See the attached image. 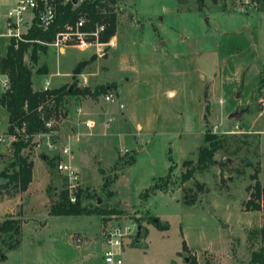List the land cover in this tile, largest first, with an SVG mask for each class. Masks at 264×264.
<instances>
[{"label": "rangeland", "instance_id": "obj_1", "mask_svg": "<svg viewBox=\"0 0 264 264\" xmlns=\"http://www.w3.org/2000/svg\"><path fill=\"white\" fill-rule=\"evenodd\" d=\"M115 8L116 46L104 55L93 47L61 53L49 45L33 66L37 89L114 86L111 100L107 94L66 98L57 129L23 151L35 162L26 191L4 187L8 180L0 177V223L17 218L22 226L15 249H7L4 235L7 258L0 255V264H103L106 225L131 222L138 228L125 238L124 264H249L253 250L264 246L258 234L264 211L249 204L257 168L264 187V0H123ZM8 42L2 38L0 58ZM44 64L47 72L37 73ZM3 79L0 71V92ZM247 105L243 117L229 119ZM0 118V132L9 134L1 108ZM207 131L224 136L225 147L215 164L183 182V162L197 161ZM14 140L0 143V171L14 160ZM65 145L80 171L78 199L70 201L81 196L86 206L120 213L50 215L68 187L56 166ZM168 174L164 189H151ZM186 193L193 204L184 201Z\"/></svg>", "mask_w": 264, "mask_h": 264}, {"label": "trees", "instance_id": "obj_2", "mask_svg": "<svg viewBox=\"0 0 264 264\" xmlns=\"http://www.w3.org/2000/svg\"><path fill=\"white\" fill-rule=\"evenodd\" d=\"M123 0H83L75 4L73 0H58V12L55 23L48 29L43 30L33 26L26 34L25 40H16L10 38L5 46V53L0 58V71L9 79V88L0 93V105L8 113V129L11 135L15 137L12 145L14 147V160L8 168L0 171V177L8 181L3 184L4 187L13 183L20 191H26L33 179V170L35 162L29 155L24 154V149L31 146L36 135L40 133H50L57 129L58 121L62 116L65 100L71 95L99 97L107 94L110 87L106 84L81 87L77 82L71 85L65 84L56 88L35 89L34 87V64L38 63L40 51L45 52L49 45L38 42L43 41L51 43L55 40L57 34L67 28V25H74L84 15L88 18L83 30H94L98 24H105L106 28L100 33L99 40L108 42L116 35L118 25V12L116 4ZM29 55V62L27 57ZM94 55L91 59L79 62L80 69L91 63L96 58ZM47 72V65L38 68L37 73ZM76 76V75H74ZM47 113V119L44 115ZM68 112H64L66 115ZM50 120H55L56 124L52 127L47 125ZM205 144L199 147L198 159L194 162L187 159L183 162L185 171L181 175L183 182L194 178L197 171L203 172L216 163L215 155L225 147L226 138L213 132H206L204 138ZM226 163V162H224ZM51 165L55 163L51 161ZM223 165V163H222ZM57 166V165H56ZM172 166L170 167V171ZM259 168L256 169L253 178L256 180L254 190L251 194L249 204L258 210L264 211V187L258 177ZM163 185L155 184L151 189H164L169 179V174ZM110 184L106 180V184ZM202 187V185H200ZM51 188V187H50ZM51 190V189H49ZM81 195V192H80ZM187 193L185 202L193 204L194 200ZM120 213L115 209H108L101 205L86 206L83 200L72 203L69 199L68 190L62 189L50 209V215L70 216V215H111ZM158 227L167 228L158 220ZM22 233L21 221L17 218H7L0 223V242L4 241V235L9 234L7 249H15L20 243L19 236ZM260 241L264 243V218L261 227L258 230ZM183 249H188L186 240H183ZM1 259L7 258L6 254L0 247ZM188 264H202L193 259ZM249 264H264V246L259 250H253Z\"/></svg>", "mask_w": 264, "mask_h": 264}, {"label": "built area", "instance_id": "obj_3", "mask_svg": "<svg viewBox=\"0 0 264 264\" xmlns=\"http://www.w3.org/2000/svg\"><path fill=\"white\" fill-rule=\"evenodd\" d=\"M75 4L81 3L83 0H73ZM247 3H255L256 0H244ZM5 2V13L3 19V27L5 31L0 32V55H1V41L2 38H15L18 40H25L24 34H26L34 25L43 29L48 30L56 21L58 12V0H0ZM88 18L82 16L76 24L67 25V28L59 32L54 41L45 43L58 48H65L69 46H75L80 50H87L88 48H95V53L99 56L106 53L107 48L116 46V40L112 37L108 42H101L99 40L100 33L105 30V24H98L94 30H83L86 25ZM2 86L6 90L9 88V79L4 75ZM87 82V78L83 79V83ZM49 85V84H47ZM49 86H45L44 89H48ZM107 100H111V94L105 96ZM121 108H124V104H120ZM111 119V118H110ZM59 124V121L57 122ZM56 124L55 120L47 122L49 127ZM94 120H86L85 125L88 128L94 127ZM44 134V133H40ZM40 134L36 135L40 136ZM0 132V143L9 144L11 135ZM50 147L53 145L50 143ZM62 158L57 164L58 170L62 173L64 178L68 182V193L69 199L73 202L77 201V191L79 189L80 171L72 160V150L70 146L65 145L62 148ZM137 224L131 222L128 225L121 226L106 225L103 232L102 241L106 246L103 255V264H124L123 251L124 241L137 231ZM81 241V238L78 239Z\"/></svg>", "mask_w": 264, "mask_h": 264}, {"label": "water", "instance_id": "obj_4", "mask_svg": "<svg viewBox=\"0 0 264 264\" xmlns=\"http://www.w3.org/2000/svg\"><path fill=\"white\" fill-rule=\"evenodd\" d=\"M79 73V69L74 71V74H78ZM250 109V105L245 106L244 108H237L235 111H233L230 115H229V119L231 120H237L241 117H243V115ZM44 119H47V113L44 115ZM138 234H141V226H139V230H138Z\"/></svg>", "mask_w": 264, "mask_h": 264}, {"label": "crops", "instance_id": "obj_5", "mask_svg": "<svg viewBox=\"0 0 264 264\" xmlns=\"http://www.w3.org/2000/svg\"><path fill=\"white\" fill-rule=\"evenodd\" d=\"M2 7V6H1ZM0 7V12H1V8ZM4 8H5V6H4ZM2 14H0V16H1ZM0 20H1V18H0ZM0 23H1V21H0ZM115 37V36H114ZM66 48L67 47H65V48H60V52L61 53H65L66 52ZM93 53H95V48H94V50L92 51ZM83 61V60H82ZM57 74H62V73H59V72H57ZM46 84H49L50 85V83L48 82V81H46L45 82ZM35 89H37V88H35ZM39 89H42V88H39ZM5 89H3L1 92H3ZM0 92V93H1ZM98 97H95V100L97 99ZM0 108L1 109H3L2 107H1V105H0ZM4 110V109H3ZM5 111V110H4ZM5 113H6V111H5ZM128 118V117H127ZM129 119V118H128ZM2 121V118H0V122ZM130 121V120H129ZM131 123H133V122H131ZM134 124V123H133ZM136 126V128L138 129V130H141L142 129V125H140V124H138V125H135ZM139 134H140V131H139ZM190 247V246H189ZM192 249V248H191ZM197 251V250H196Z\"/></svg>", "mask_w": 264, "mask_h": 264}]
</instances>
